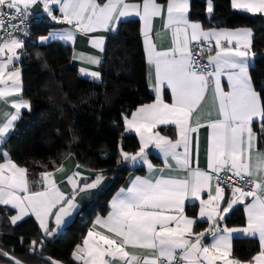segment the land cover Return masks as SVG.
Returning <instances> with one entry per match:
<instances>
[{
  "label": "snow or ice",
  "instance_id": "obj_1",
  "mask_svg": "<svg viewBox=\"0 0 264 264\" xmlns=\"http://www.w3.org/2000/svg\"><path fill=\"white\" fill-rule=\"evenodd\" d=\"M205 4L211 20L215 2L205 0ZM38 5L52 21L71 26L39 36L41 46L74 41L76 33H81L103 52L105 37L90 34L98 30L117 34L125 18L142 22L147 62L155 69L150 85L155 100L139 106L131 118L122 114L126 129L139 134L140 147L135 153L121 147L117 162L143 163L151 170L148 149L152 146L163 153L166 167H172L168 163L172 160L186 172L182 178L161 175L132 179L130 186L121 188L112 198L107 216H98L82 243L75 245L72 259L79 264H264V150L260 148L264 144V87L258 90L250 74L257 55L252 50L253 32L250 28L205 29L200 21L191 19V0H0V30L6 24L10 28L6 38L0 40V102L10 103L14 109L0 121V156L5 157L0 162V206L5 211H15L8 217L12 225L35 216L42 237L31 241L29 251L43 250L45 241L79 212L77 197L98 189L106 179L103 169L90 178L91 182L79 171L73 172L66 178L71 191L65 193L54 178L55 173L65 171L64 165L50 161L53 170L43 165L40 190H32L35 182L29 181L28 167L17 164L4 149L15 122L21 118V110H31V101L20 95V70L8 68L19 59L17 50L24 48L23 40L14 33L25 30L20 25L27 27ZM230 6L264 16V0H230ZM156 18L171 34L166 49L156 42L160 38L153 29ZM77 58L101 64L98 57L74 55L73 59ZM79 71L103 83L101 72L85 68ZM222 78H226L228 90ZM165 88L170 90V102L163 97ZM209 93L215 114L209 111L205 117L200 110ZM167 124L176 126L177 139L153 131L157 125ZM202 127L210 130L206 169L198 166V139L195 167L190 150L193 134ZM76 139L74 136L73 141ZM197 201L198 217L206 218L209 224L199 232L193 228L196 218L185 213L186 202ZM238 204L245 207L246 226H222ZM206 234L211 236L209 244L203 242ZM234 234L240 238L258 237L260 251L248 261L234 258ZM0 257L8 258L9 264H23L3 248ZM46 259L49 264H63L52 257Z\"/></svg>",
  "mask_w": 264,
  "mask_h": 264
},
{
  "label": "trees",
  "instance_id": "obj_2",
  "mask_svg": "<svg viewBox=\"0 0 264 264\" xmlns=\"http://www.w3.org/2000/svg\"><path fill=\"white\" fill-rule=\"evenodd\" d=\"M214 15L209 20L204 0H191V19L200 21L204 28L239 26L253 31L252 50L256 52L255 66L250 69L259 90L264 87V16L237 11L230 0H214ZM54 24L39 25L34 37L45 34ZM28 56L21 58L22 96L31 101V110H24L14 131L7 137L4 149L9 157L29 169L32 189L39 188V173L52 170L50 161L59 165L69 154L91 169H106L111 183L98 190L80 206L67 226L52 240H46L43 250L30 253L31 241L39 240L42 232L32 216L12 225L8 219L12 211L0 206V248L10 251L28 264H49L44 255L64 264H75L71 253L84 237L93 219L104 215L109 200L116 193L130 171L143 173L144 167L130 168L118 163L119 149L134 153L139 142L134 134L124 132L122 114L127 116L137 105L150 101L145 78V56L142 49L140 20L125 19L117 34L108 33L100 64L103 83L81 77L70 61L71 47L58 41L46 46L26 44ZM41 53V56H37ZM45 61L47 67H44ZM168 97V96H167ZM76 141H73V137ZM264 150V144L260 145ZM4 157L0 156V161ZM153 163L159 159L152 157ZM39 162V163H37ZM197 203L185 206V213L195 216ZM243 208L237 205L224 221L227 226L244 224ZM206 222H196L195 231L205 229ZM233 257L251 259L259 250L256 238L234 237ZM8 258L0 257V263Z\"/></svg>",
  "mask_w": 264,
  "mask_h": 264
},
{
  "label": "crops",
  "instance_id": "obj_3",
  "mask_svg": "<svg viewBox=\"0 0 264 264\" xmlns=\"http://www.w3.org/2000/svg\"><path fill=\"white\" fill-rule=\"evenodd\" d=\"M205 8H206V6H205ZM33 11L36 12V13H39L41 15L46 16L41 11L39 5L36 8H34ZM237 11H239V10H237ZM132 18H134V17H132ZM125 19H129V18H125ZM192 20H194V19H192ZM50 21H51V24H54V26L51 27L45 34L38 35L35 38L36 39V43L39 44V42H38V37L39 36L48 35L49 32H54V31H58V30H61V29H64V28L71 27V26H69L67 24L57 23L55 21H52L51 19H50ZM161 25H162V21L160 20V18H156L154 20V22H153V29H154V31H156V32H158L160 34V38L156 41L157 44L158 45H162V48L166 49V48H168L170 46L171 34H170V32H167V30L162 29ZM142 28H143V24L140 21L141 42H142L143 53H144V56H145V69H146L145 78H146V84H147V88H148L149 92L152 94L153 98L150 101L141 103V104L137 105L135 108H133L130 111L129 115H127L129 118H131V113L134 112V111H136V109L139 106H141L143 104L153 103L154 100H155V91H154V88L152 86H150L151 83H152V80L154 79L155 69H154V66L148 64V62H147V54H146V51H145V45L143 43V37H142ZM219 28L237 29V28H249V27L239 26V27H234V28H227V27H219ZM205 29H208V28H205ZM90 35H92V36H102V37H105V40H106V37L108 35V32H105L104 30H98L95 33H92ZM58 42H61L63 44H67V45H69L71 47L70 61H71L72 64L76 65L78 74L81 77L94 80L91 76H87V75L81 74L80 71H79V69L85 68V69H88L89 71H99L100 72V65L90 64L87 61V59H79V58L73 59L74 55L79 56V55L82 54L84 57L93 56V57H98V58H100L102 60L103 52H101L99 49L95 48L90 43L89 37L87 35H84V34H81V33H76L74 41H58ZM17 52H18V55H19V59L14 60L13 63L11 65H9L8 71H12V70L18 68L20 70V79H21V65H20V61H21V58H20L21 51L20 50H17ZM212 54H214V52ZM2 58L3 57L0 56V59H2ZM222 84L225 85V90H228L227 89V81H226V78H222ZM0 86H2V85H0ZM21 86H22V80H21ZM20 95L22 96V92L20 93ZM163 97H164V99H165L166 102H170L171 101L170 90H167L165 88V90L163 92ZM23 99H26V98L23 97ZM24 110H27V109H22L21 110V115H22V112ZM200 111H201V114L204 115L205 117L207 116V113L209 111H211L213 113V115L215 114V110L212 108L211 93H209L208 98L204 101L203 106H202V108H201ZM10 112H14V109L11 108L10 103L9 104H4L3 102H0V121H3L5 114L6 113H10ZM15 124H16V122H15ZM153 131L154 132H158L160 135L167 136V137H169L171 139H177L178 138V136H177V128L173 124L157 125L156 128ZM124 132L125 133H129V134L130 133L131 134H134L137 137V139H138L139 147H140L139 134L136 133L134 130H127L125 123H124ZM209 132H210V130L208 128L202 127V128L199 129V131H198L197 134H193L192 143L190 145L191 156H192V160H193V167L196 166L197 139H198V166L201 169H206V167H207L206 149H207V144H208ZM180 150L182 151L183 149L181 148ZM148 153H149L148 159L152 163L153 168L150 170L147 167V165L146 164H143V163H139V164H136V165H132V164L127 163L130 168H133L134 169V168L144 167L145 168V171L143 173H137L136 171L132 170L129 173H127V175L125 176L124 181L122 182L121 186L116 191V193L121 188H127L128 186H130L131 180L134 179L137 176L144 177V178H155V177H159L161 175H164L165 177L171 176V177L182 178V177H184L186 175V172L184 170L178 168L175 165V161L169 160L168 163L171 164L172 167L171 168L166 167L165 166V158H164V155L158 149H155L154 147L150 146L149 149H148ZM152 157H156L157 159H159L160 162L159 163H153ZM4 160H5V157L0 162H4ZM61 163H63L64 168H65V171L64 172H57V173H55V177L54 178H55V181L57 183V186L60 188L61 191L65 192V193H68V192L71 191V185L67 183L66 178H67V176L72 175L73 172L79 171L82 174V177L85 180H87V182H91V179L90 178H92L96 172H98V171L101 170V169H91V168H88V167H85V166L80 165L76 161L75 157L72 154L67 155L61 161ZM78 164L80 165L79 168L76 167V165H78ZM103 170H105V172H104V175L106 177L105 181L101 184V186L98 189H94V190H92L89 193H82L80 196H78L77 197V201H78V203L80 205L83 202H85L87 200H90L95 195V193L98 190H100L101 188H104V187L108 186L111 183L112 176L109 173L106 172L107 171L106 169H103ZM39 181H40V176H39ZM39 181H38V184H39ZM32 190H40V189L37 188V189H32ZM116 193L109 200V209H108V211L104 215H98V216H101V217L107 216V214L111 211V203L110 202H111L112 198L116 195ZM203 198L206 199V196H204ZM250 201H251V198H248L247 199V202H250ZM193 203H197L196 214H195V216H191V215H188V214L187 215L189 217L196 218L197 222H206L207 223V226L205 227V229H207L209 227V224L206 221V218L205 219H200L198 217V209H199V203H198V201L197 202H193ZM187 204H190V203L186 202V205ZM238 205H241L242 208H243V215H244V220H245L244 221V224L241 225V226H228V227L240 228V227H245L246 226V223H247V213L245 211V207H244L243 204H238ZM236 206H234V207H236ZM1 207L3 208V206H1ZM11 211H12V213H11L10 216L16 214L14 210H11ZM29 216H32L35 219V221L37 222L38 226H39V223L36 220L35 216L34 215H29ZM98 216H96L93 219V221H92L91 226H90L89 229L92 228L93 222L95 221V219ZM50 225L51 226H54V223L50 222ZM223 225H225L224 224V221L222 222V226ZM63 228L64 227H62L61 230L55 236L50 237L47 240L48 241H52L63 230ZM193 228H194V226H193ZM205 229L198 230V231H195V229H194V231L195 232H199V231H203ZM41 232H42V230H41ZM87 232L85 233L84 237L79 242V244L82 243L83 239L87 235ZM234 237H237V236L234 234ZM246 238H248V237H246ZM256 239L258 240V237H256ZM203 242L205 244L211 243L212 242L211 241V236L208 235V234H206L205 237L203 238ZM258 242H259V240H258ZM131 251H138V252H140V253H142L144 255H150V253L144 252V250H131ZM259 251H260V244H259V250L253 256H255ZM249 260H251V259H249ZM246 261H248V260H246ZM74 263L75 264H79V262H77V261H74ZM0 264H9V261L7 263H0ZM23 264H28V263H24L23 262ZM41 264H43V263H41ZM181 264H183V262H181Z\"/></svg>",
  "mask_w": 264,
  "mask_h": 264
},
{
  "label": "built area",
  "instance_id": "obj_4",
  "mask_svg": "<svg viewBox=\"0 0 264 264\" xmlns=\"http://www.w3.org/2000/svg\"><path fill=\"white\" fill-rule=\"evenodd\" d=\"M34 13H36V12H34ZM12 23L19 24V21H13ZM49 24H51V21L47 16L36 13V15L32 16L28 20L26 28H25V25H20V27L24 28L25 30L15 32L14 34L18 38L22 39L24 42V48L20 49L21 58L24 59L28 56V53L26 50V44L36 42V39L34 37V29L39 25H49ZM8 31H10V28H9L8 24H6L5 27L2 30H0V40H2L3 38H6Z\"/></svg>",
  "mask_w": 264,
  "mask_h": 264
},
{
  "label": "water",
  "instance_id": "obj_5",
  "mask_svg": "<svg viewBox=\"0 0 264 264\" xmlns=\"http://www.w3.org/2000/svg\"><path fill=\"white\" fill-rule=\"evenodd\" d=\"M41 250H37V252H40ZM30 253H32V252H30ZM47 257H50V256H47V255H44L43 256V258L48 262V260L46 259ZM54 260H56V259H54ZM49 263V262H48ZM64 264V263H63Z\"/></svg>",
  "mask_w": 264,
  "mask_h": 264
},
{
  "label": "rangeland",
  "instance_id": "obj_6",
  "mask_svg": "<svg viewBox=\"0 0 264 264\" xmlns=\"http://www.w3.org/2000/svg\"><path fill=\"white\" fill-rule=\"evenodd\" d=\"M20 58H21V56H20Z\"/></svg>",
  "mask_w": 264,
  "mask_h": 264
}]
</instances>
